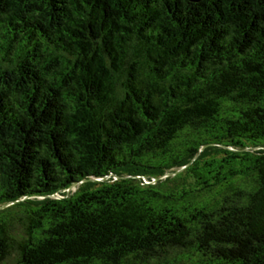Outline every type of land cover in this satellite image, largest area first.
Masks as SVG:
<instances>
[{
  "label": "trees",
  "instance_id": "16d2710c",
  "mask_svg": "<svg viewBox=\"0 0 264 264\" xmlns=\"http://www.w3.org/2000/svg\"><path fill=\"white\" fill-rule=\"evenodd\" d=\"M264 264V0H0V264Z\"/></svg>",
  "mask_w": 264,
  "mask_h": 264
},
{
  "label": "rangeland",
  "instance_id": "374dc122",
  "mask_svg": "<svg viewBox=\"0 0 264 264\" xmlns=\"http://www.w3.org/2000/svg\"><path fill=\"white\" fill-rule=\"evenodd\" d=\"M15 263V256L10 255L7 257L2 264H14Z\"/></svg>",
  "mask_w": 264,
  "mask_h": 264
},
{
  "label": "water",
  "instance_id": "95a60500",
  "mask_svg": "<svg viewBox=\"0 0 264 264\" xmlns=\"http://www.w3.org/2000/svg\"><path fill=\"white\" fill-rule=\"evenodd\" d=\"M189 2H197V1H199V0H188Z\"/></svg>",
  "mask_w": 264,
  "mask_h": 264
}]
</instances>
